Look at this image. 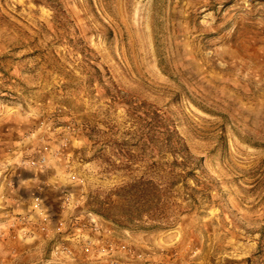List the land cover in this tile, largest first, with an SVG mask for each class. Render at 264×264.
Masks as SVG:
<instances>
[{"label":"rangeland","instance_id":"rangeland-1","mask_svg":"<svg viewBox=\"0 0 264 264\" xmlns=\"http://www.w3.org/2000/svg\"><path fill=\"white\" fill-rule=\"evenodd\" d=\"M0 264H264V0H0Z\"/></svg>","mask_w":264,"mask_h":264},{"label":"trees","instance_id":"trees-1","mask_svg":"<svg viewBox=\"0 0 264 264\" xmlns=\"http://www.w3.org/2000/svg\"><path fill=\"white\" fill-rule=\"evenodd\" d=\"M182 166L183 167H186V168H189V167H191V165H192V160H195V157L190 153V151L188 150V148H183L182 149ZM193 170H194V168H191V170L190 171H188V172H185V170H183V172L185 173V174H183L182 176L183 177H186L187 175H189L190 173L191 174H193ZM182 172V173H183ZM154 185V184H153ZM152 192H151V195H152V199H151V205L153 204V202H154V200L156 199V196L157 195H159V193H160V191L157 189V186H154L153 188H152ZM139 194H143V190H139V191H137ZM139 199L141 198L142 199V197L141 196H139L138 197ZM144 204H141V203H139L138 204V206L139 207H142Z\"/></svg>","mask_w":264,"mask_h":264}]
</instances>
